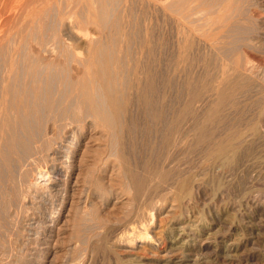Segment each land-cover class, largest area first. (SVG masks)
Instances as JSON below:
<instances>
[{
	"label": "bare ground",
	"instance_id": "bare-ground-1",
	"mask_svg": "<svg viewBox=\"0 0 264 264\" xmlns=\"http://www.w3.org/2000/svg\"><path fill=\"white\" fill-rule=\"evenodd\" d=\"M250 1L0 0V237L10 247L0 239V264L50 254L81 163L84 221L116 203L135 217L84 228L91 233L72 264L106 254L123 264H183L185 249L196 256L183 242L195 232L183 217L194 191L207 184L227 193L245 178L234 174H264V91L235 45L250 26ZM161 213L171 221L159 228ZM210 245L192 264L213 261Z\"/></svg>",
	"mask_w": 264,
	"mask_h": 264
},
{
	"label": "rangeland",
	"instance_id": "rangeland-1",
	"mask_svg": "<svg viewBox=\"0 0 264 264\" xmlns=\"http://www.w3.org/2000/svg\"><path fill=\"white\" fill-rule=\"evenodd\" d=\"M248 3L249 4L251 3V4L250 5L249 4L247 5V3H246V5H244L245 6V14L250 19V23H249L250 26H249V28L252 26L254 29L250 28V30H248L249 28H247L246 30H244L245 32L243 31L240 34V36H242L244 34V37L243 38H240L238 41H236L235 42V45L238 46V49L240 48V50H238V51H239V53L241 55H243L242 53H244L243 56H247V58L250 59V62L253 61V64L252 63L251 64L254 66V70H255V68L258 69V70L256 69V71L260 75V80H261L262 88H263V91H264V0H252V1L248 2ZM247 6L248 7L250 6V7L248 8ZM255 25L258 26V27L256 28ZM251 29L254 32H252ZM259 31L261 33V36L259 35ZM245 35H248V36H245ZM252 36H253V38H256V39H252ZM249 38H251V39H249ZM241 40H244V41H241ZM250 40H253L252 42H254L253 45H252L253 47L251 46L252 42ZM259 40H260V44H259ZM248 41H250V42H248ZM245 42L246 43L248 42V44H246ZM256 42H258V43L255 44ZM248 45H250L251 47L248 46ZM256 45H258V46H256ZM247 46H248V48H247ZM262 118H264V113L261 115L260 123H259L260 130L263 131L264 130V125H263L264 124V119H262ZM261 119H262V121H261ZM261 122H263L262 125H261ZM91 154H92V150L91 151L89 150V151L86 152L85 156H87V157H84V158H87L86 159V162L91 157ZM262 157L264 158V153H263ZM83 169L85 171V166H83V164L81 163V172H80V174H79V176L77 178V180H78L79 183L76 184V188L74 189V190H76V189L77 190L75 192L72 191V194L73 195H71V193H70L67 196L68 198L66 197L67 203L65 205V210L68 209L69 203H71L72 205L69 208L70 209L69 210L70 212L68 211V218H70V219L66 223L67 224L66 225L67 227H65L64 229H61L62 232H61V230L59 231L60 236L58 238H60L62 236L61 237V240L58 239V238H56L55 241H54V237L50 238L51 237L50 236L49 239H50V245L51 246L49 247V250H48L50 252V254H48L47 257H45V258L42 257V259L40 258L41 256H38L37 255L38 253L37 254H32L31 257H34V258H31L32 259L31 261L32 262H35L33 264H47V263L48 264H72L74 262H78L79 259L81 258V255H82L81 249H82V247L84 245L83 242H82L84 240V236L86 237V235L88 233H91V231L88 232L87 229L85 230L84 228H90L91 229L92 226H93V224L95 222L105 223L107 225H109V224L112 225V224H114V222H117V221H114V220L120 221V220H124L126 217L129 218V219H132V218L135 217V209L134 208H132V207H130L128 205H125L124 203H121V204L116 203L115 205H111V204L110 205H107L110 208L109 212L107 211V209H109L107 207H106V209L104 208L103 210H102L101 207H97V209H96V212H97L96 213V219L94 221H92V220H88L87 222L84 221L83 218L86 217V216H88L91 213V210H88L89 212H87L85 214L84 209L81 207V205L79 203L80 202L79 201L80 194H81L80 193V189H81V192L86 193V191H84L82 185L83 186H86L87 185L86 183H84V178H85L84 177L85 176L84 173L85 172L83 171ZM254 169L255 168H250V169L247 170V171H251V172L253 171V173H251V172H248L247 173V171H246L245 173H243L244 175L242 174L241 176H240V172L234 174L235 175V178L237 176L242 178V176H243V178L245 177L248 181H246V179L244 178L242 181L243 182L245 181V183L242 182V184L240 185V188H233L232 190H230L227 193L226 192L225 193H221L222 191L219 190L218 188L211 187V185L209 186L207 184L201 186L203 189L200 187L201 189L199 188L198 190H196L197 193H195L196 191H194V196H195L194 198L195 199H193V200H195V201L191 205L190 209L187 210V212L184 211L183 217H184V220L185 219L186 220L188 219L187 221H189L191 218H193L191 220L193 221V224H196V225L193 226V230H195V232H193L192 230H189L188 232H190V233H189L188 236L185 237L186 239L184 238L185 241H183V242L185 244H187V245L188 244L193 245L195 247V249L197 248V250H193V251H196L195 252L196 256H195L193 254V252H189L187 249H185L184 252H183V254H185L184 258L187 261H185L183 264H192V263H194L193 260L196 257H199V254L201 256V252L198 249L199 246H202L205 243L211 244L210 245V249H212V250L215 249V251H216V255H211L213 261L211 263L209 262L210 264H214V263L215 264H264V258L260 257V255L264 252V250H263L264 249V209H263L264 208V203H263L264 202V200H263L264 199V182H263L264 174H262L260 178L259 177H256V173L254 172L255 171ZM263 170H264V168H263ZM82 172H84V173H82ZM245 174H247V175H245ZM234 175L232 176V178L234 177ZM249 175L252 178L254 176V179L253 180H255V181L252 180L253 181L252 182ZM246 176L248 178H250V179H248ZM229 178H231V176H229V174H228L223 179H229ZM255 178H257V179H255ZM249 180L251 181V185H250V181ZM80 181H81V183H80ZM246 183H249V184H247V185H249V187H246L247 186ZM252 183H254V184H252ZM255 184H257V185H255ZM244 185H246V186H244ZM254 186H256V187H254ZM257 188H258V190H257ZM260 189H262V190H260ZM210 191H213V193L210 192ZM245 191H246V193L242 194V192H245ZM254 191H255V193H254ZM257 191L259 192V194L257 193ZM69 192H71V191L69 190ZM252 192H253V194H252ZM247 194H248L249 197L247 196ZM254 194H255V196H254ZM196 195H197V197H196ZM259 195L261 197H259ZM70 196L73 199H71ZM198 196H199V198H198ZM202 196H203V198H202ZM232 196L234 197V199H233ZM210 197H212V199ZM243 197H244V199H243ZM228 200H229L230 203L228 202ZM206 201L207 202L209 201V202L207 203ZM246 201H248L249 203L246 202ZM203 202H205V203H203ZM235 202L237 203V205H236ZM214 203H215V205H214ZM240 203H241V205L238 206V204H240ZM261 203H263V204L261 205ZM202 204H203V206H202ZM252 204H254V205H252ZM76 205H77V207H76ZM116 205H117V207H116ZM195 205H197V206L195 207ZM112 207H114V208H112ZM121 207H124V208H121ZM217 207H218V209H217ZM105 210H106V212H105ZM215 210H216V212H215ZM235 210H236V212H235ZM188 212H191V213H188ZM241 215H243V217ZM186 216H188V217H186ZM203 216H204V218H203ZM158 218L159 219H162V221L159 220ZM163 218H164V220H163ZM197 218L198 219L202 218V219L201 220H198ZM239 219H241V220H239ZM191 220H190V222H192ZM204 220H205V222H204ZM170 221H171V216L170 215H166L165 216L163 213H161V214H159V216H156V215L154 216V221L153 222L155 224L159 225V228H162L161 227L162 226L161 223H163L164 226H165ZM195 221H196V223H194ZM239 224H241V225H239ZM83 226H86V227H83ZM157 228L158 227H156L154 229V231H156ZM185 230H188V229H185ZM222 230H224V231H222ZM191 232H193V233H191ZM63 233L64 234L66 233L65 234L66 236ZM151 233L154 234V232H151ZM151 233H150V235H151ZM72 235H73V240H72ZM157 235H158V233H157ZM190 235H191V237H190ZM159 236L161 238H163L161 235H159ZM8 237L11 240H13V238H12L13 235H10ZM195 237L198 238V239H196ZM0 239L2 241L4 240L3 243L5 244V246L3 245V249L5 251L9 250L7 248L9 246H7L6 243H5L6 242L5 241V236H2V238L0 237ZM188 239L191 240V241H188ZM169 240H170L169 237H166V242L167 243L169 242ZM163 245L164 244H160V245L157 246L159 248V250L163 248ZM230 245L234 246V249L229 253L230 255L228 257L222 256V255H224L225 248L228 247V246H230ZM221 246H222V248H221ZM14 247L12 248V252L17 251V247H15V248ZM37 250L39 252H41V253H44L45 252V255H46V251H45L46 249L45 248L42 247V248H38ZM77 250H78V252H77ZM26 251H28V250H26ZM221 253H222V255H221ZM9 254H11V253H9ZM52 254H53L54 257L52 256ZM145 254H148V255H145L144 256V260H148V261L153 262L152 255L150 253H147V252ZM248 254H253V255L250 256V257H246ZM106 255L107 256H105V258H104V256H101V255L100 256L99 255L96 256L93 259V261L95 263L92 262L91 264H96V263L97 264H110L109 262H111V264L112 263L113 264H123L121 262L118 263V261H116V258L113 255H112L113 257H111V254H106ZM107 257H109L110 260H108ZM76 259H78V261ZM105 259H106V262H105ZM215 259H216V261H215ZM70 261H73V262H70ZM201 261H202V259H200L199 261L196 260V262H198V264H201L200 263ZM158 264H161V263H158Z\"/></svg>",
	"mask_w": 264,
	"mask_h": 264
}]
</instances>
